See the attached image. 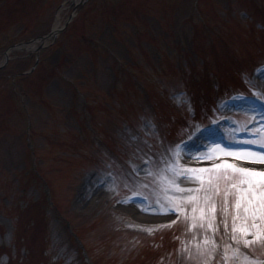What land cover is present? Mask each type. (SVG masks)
Listing matches in <instances>:
<instances>
[{
	"label": "rangeland",
	"instance_id": "1",
	"mask_svg": "<svg viewBox=\"0 0 264 264\" xmlns=\"http://www.w3.org/2000/svg\"><path fill=\"white\" fill-rule=\"evenodd\" d=\"M14 45L0 264H264V181L213 168L264 171V0H0Z\"/></svg>",
	"mask_w": 264,
	"mask_h": 264
},
{
	"label": "snow or ice",
	"instance_id": "2",
	"mask_svg": "<svg viewBox=\"0 0 264 264\" xmlns=\"http://www.w3.org/2000/svg\"><path fill=\"white\" fill-rule=\"evenodd\" d=\"M220 151L223 153L226 150L221 149ZM227 154H234V153H227ZM206 158H209L210 159L211 157H206ZM246 158L252 159V160H254L256 162H259V163H264V147H262V150L259 151L258 153L257 152H253L252 154H250ZM213 168L214 169L229 168V169H232L234 172L240 173V174H242V175H244L246 177H261L262 178V181H264V171H258V170L253 169V168H239V167H237L234 164H227V162H225V164H223V165L222 164H216V165L213 166ZM188 171L189 172H192V173H201V174H203V173L211 172L212 169H205V168L195 169L194 168V169H189ZM181 175H183L186 179L188 178L186 173H181ZM196 178L202 180L203 179V176L196 177ZM165 179H166V177H165ZM168 183L169 184H172V181L169 180ZM249 183L251 185V181ZM173 186L176 187L179 191H185V189L179 188V185L178 184H175ZM233 187H235V186H233ZM187 191H194V190L188 189ZM195 191H199V190H195ZM247 191L252 192V191H254V189H252V187L250 186ZM229 194H231V193H229ZM186 199H188L189 201H192V200H197L198 197H196V196H188V197H186ZM210 199H211V196L206 195V197H205V203L207 204V202ZM260 201H261L262 207H264V191L261 192ZM239 207H240V205L238 203L237 204V208L239 209ZM163 210L165 212L172 211L171 208H164ZM175 211H177V212H185L186 209H183V208H180V207H175ZM193 211L195 212L196 209H193ZM200 211H201L202 218H206V217H204V211L205 210L204 209H201ZM215 211H216V209H215V207H213L212 208V212H213V222L215 220V215H214L215 214ZM262 219H264V216H262ZM173 223H175V222H173ZM193 227H195V221L193 223ZM208 227H212L213 228V232H215L216 229L213 226V223H209L208 224ZM239 230L240 231H246L245 229H239ZM148 231H153V229L149 228ZM208 243H209V240L206 237L205 238V245H207ZM211 243L213 245H215V240L213 239L211 241ZM216 247H218V245H216ZM213 251H214V249H213Z\"/></svg>",
	"mask_w": 264,
	"mask_h": 264
},
{
	"label": "bare ground",
	"instance_id": "3",
	"mask_svg": "<svg viewBox=\"0 0 264 264\" xmlns=\"http://www.w3.org/2000/svg\"><path fill=\"white\" fill-rule=\"evenodd\" d=\"M70 1H72V2H77L78 0H70ZM60 15H58L57 16V18H56V21H55V23H54V26H53V29L54 30H57L61 25V23H60ZM42 42V41H41ZM37 44V43H36ZM32 47H35V45H33ZM19 49H29V48H26V47H24V48H20V46L18 47ZM31 49V48H30ZM10 53V52H9Z\"/></svg>",
	"mask_w": 264,
	"mask_h": 264
},
{
	"label": "water",
	"instance_id": "4",
	"mask_svg": "<svg viewBox=\"0 0 264 264\" xmlns=\"http://www.w3.org/2000/svg\"><path fill=\"white\" fill-rule=\"evenodd\" d=\"M51 35V34H50ZM44 37H42V39H43Z\"/></svg>",
	"mask_w": 264,
	"mask_h": 264
}]
</instances>
